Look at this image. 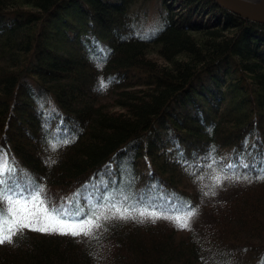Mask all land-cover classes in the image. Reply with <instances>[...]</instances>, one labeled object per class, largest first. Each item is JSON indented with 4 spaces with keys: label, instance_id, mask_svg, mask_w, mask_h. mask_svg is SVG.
Instances as JSON below:
<instances>
[{
    "label": "trees",
    "instance_id": "1",
    "mask_svg": "<svg viewBox=\"0 0 264 264\" xmlns=\"http://www.w3.org/2000/svg\"><path fill=\"white\" fill-rule=\"evenodd\" d=\"M151 1L0 0V149L51 203L109 217L24 229L0 264H264V23L216 0L149 22ZM181 201L191 230L138 215Z\"/></svg>",
    "mask_w": 264,
    "mask_h": 264
},
{
    "label": "snow or ice",
    "instance_id": "2",
    "mask_svg": "<svg viewBox=\"0 0 264 264\" xmlns=\"http://www.w3.org/2000/svg\"><path fill=\"white\" fill-rule=\"evenodd\" d=\"M106 85L101 84L103 90ZM57 143H50V148L55 150L58 145L66 142L65 139L53 137ZM247 143V141H245ZM9 154L0 149V245L13 243V237L22 233L24 229L38 231L46 234L71 235L73 237H94V230L102 225L101 218L107 220L109 217L103 213L97 215L89 207L88 218L81 220L85 213L81 210L76 200L69 204L61 203L57 206L48 200L45 189L36 183L30 176L17 175L13 161H9ZM211 157V153H209ZM239 164L229 163L228 168L236 166L248 167L244 163L243 156L239 158ZM264 169V160L261 161ZM264 178V177H261ZM216 183H222L220 177H216ZM214 194V193H213ZM78 197V193L75 194ZM173 211L185 212L186 215H164L161 211H140V217L148 216L153 219H169L182 230H191L190 220L196 215V210L190 203L181 201L179 207ZM113 216L120 219L135 218L127 209L123 211L116 208Z\"/></svg>",
    "mask_w": 264,
    "mask_h": 264
},
{
    "label": "water",
    "instance_id": "3",
    "mask_svg": "<svg viewBox=\"0 0 264 264\" xmlns=\"http://www.w3.org/2000/svg\"><path fill=\"white\" fill-rule=\"evenodd\" d=\"M238 16L264 23V0H216Z\"/></svg>",
    "mask_w": 264,
    "mask_h": 264
},
{
    "label": "rangeland",
    "instance_id": "4",
    "mask_svg": "<svg viewBox=\"0 0 264 264\" xmlns=\"http://www.w3.org/2000/svg\"><path fill=\"white\" fill-rule=\"evenodd\" d=\"M160 2H161V0H152L149 4L145 5L148 9L149 14H150L149 19H148L149 22H153L152 16H154V17L159 16L161 18L162 15H164V11H163V8H162ZM148 6H150L151 9Z\"/></svg>",
    "mask_w": 264,
    "mask_h": 264
}]
</instances>
